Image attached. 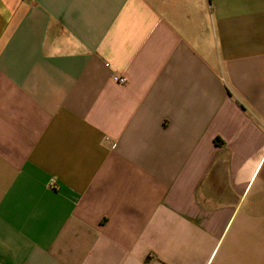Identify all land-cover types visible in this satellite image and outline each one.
<instances>
[{
    "label": "crops",
    "instance_id": "crops-1",
    "mask_svg": "<svg viewBox=\"0 0 264 264\" xmlns=\"http://www.w3.org/2000/svg\"><path fill=\"white\" fill-rule=\"evenodd\" d=\"M0 264H264V0H0Z\"/></svg>",
    "mask_w": 264,
    "mask_h": 264
},
{
    "label": "built area",
    "instance_id": "built-area-1",
    "mask_svg": "<svg viewBox=\"0 0 264 264\" xmlns=\"http://www.w3.org/2000/svg\"><path fill=\"white\" fill-rule=\"evenodd\" d=\"M105 66H108L107 63H105ZM111 80H113L116 83L124 84L126 82L125 76H118V75H111Z\"/></svg>",
    "mask_w": 264,
    "mask_h": 264
}]
</instances>
